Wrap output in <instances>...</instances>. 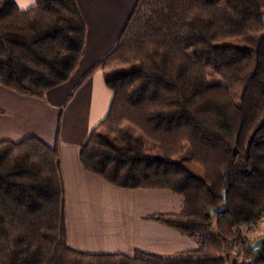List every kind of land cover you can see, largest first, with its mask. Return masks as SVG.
I'll return each instance as SVG.
<instances>
[{
	"label": "trees",
	"instance_id": "16d2710c",
	"mask_svg": "<svg viewBox=\"0 0 264 264\" xmlns=\"http://www.w3.org/2000/svg\"><path fill=\"white\" fill-rule=\"evenodd\" d=\"M0 7V87L43 100L83 58L87 27L75 0ZM264 0H138L101 70L113 98L79 152L83 170L121 191H166L177 214L155 223L197 248L171 257L87 255L67 245L60 157L36 138L0 142V264H264V239L240 232L264 218ZM207 70L220 79L211 85ZM0 109V115H3ZM159 146L152 157L123 128ZM58 136V131H57ZM190 147L203 179L174 159Z\"/></svg>",
	"mask_w": 264,
	"mask_h": 264
},
{
	"label": "crops",
	"instance_id": "0c3cea01",
	"mask_svg": "<svg viewBox=\"0 0 264 264\" xmlns=\"http://www.w3.org/2000/svg\"><path fill=\"white\" fill-rule=\"evenodd\" d=\"M137 1L75 0L87 27L84 55L68 83L46 93L43 100L0 87L4 113L0 115V142L17 144L36 138L56 148L65 190L66 241L70 249L82 254L133 257L140 251L171 257L197 248L178 233L145 221L152 215L177 214L182 207L180 197L166 191L114 189L87 174L79 162L81 147L106 118L113 98L101 70L82 80L115 48ZM8 2L21 11L35 6L33 0H0V6ZM113 196H122L128 203H113ZM263 234V226H258L248 235Z\"/></svg>",
	"mask_w": 264,
	"mask_h": 264
},
{
	"label": "rangeland",
	"instance_id": "374dc122",
	"mask_svg": "<svg viewBox=\"0 0 264 264\" xmlns=\"http://www.w3.org/2000/svg\"><path fill=\"white\" fill-rule=\"evenodd\" d=\"M263 36H264V31L258 35H254V36H250L247 38H242V39L230 41L224 45L231 46V47L236 48V49H252V50H255L257 48L259 40ZM207 77H208V81L211 85H221L222 84L220 79L217 78L214 74H212L209 70H207ZM123 131L127 135L134 138L135 140L141 142L144 145L145 152L148 155H150L152 157H156V155H158V157H161V150H160L159 146L148 141L139 131L132 129L129 126H124ZM153 149H155L156 152L153 151ZM174 163L176 165L184 167L186 170H188L196 178L203 179L204 173H203L202 169L200 167H198L197 165H195L194 163H192V161L190 159V147H189V145H185L184 153L182 154V156L175 158ZM112 200H113V203L118 202L120 205L128 203V201L125 200V198L122 196H113ZM258 226H263V228H264V223L261 221L260 223H258Z\"/></svg>",
	"mask_w": 264,
	"mask_h": 264
},
{
	"label": "built area",
	"instance_id": "2783aa9c",
	"mask_svg": "<svg viewBox=\"0 0 264 264\" xmlns=\"http://www.w3.org/2000/svg\"><path fill=\"white\" fill-rule=\"evenodd\" d=\"M262 222L264 223V218H263ZM256 227H258V224L257 225H245V226H243V227L240 228V232L242 234H245L247 231H252Z\"/></svg>",
	"mask_w": 264,
	"mask_h": 264
},
{
	"label": "water",
	"instance_id": "95a60500",
	"mask_svg": "<svg viewBox=\"0 0 264 264\" xmlns=\"http://www.w3.org/2000/svg\"><path fill=\"white\" fill-rule=\"evenodd\" d=\"M264 246V239H260L258 240L254 246L252 247V251H258L259 249H261Z\"/></svg>",
	"mask_w": 264,
	"mask_h": 264
}]
</instances>
